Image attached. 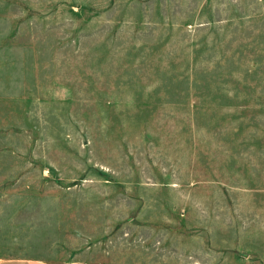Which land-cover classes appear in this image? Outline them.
<instances>
[{
  "label": "rangeland",
  "instance_id": "1",
  "mask_svg": "<svg viewBox=\"0 0 264 264\" xmlns=\"http://www.w3.org/2000/svg\"><path fill=\"white\" fill-rule=\"evenodd\" d=\"M264 264V0H0V260Z\"/></svg>",
  "mask_w": 264,
  "mask_h": 264
},
{
  "label": "crops",
  "instance_id": "2",
  "mask_svg": "<svg viewBox=\"0 0 264 264\" xmlns=\"http://www.w3.org/2000/svg\"><path fill=\"white\" fill-rule=\"evenodd\" d=\"M0 264H56L41 260L1 259Z\"/></svg>",
  "mask_w": 264,
  "mask_h": 264
}]
</instances>
